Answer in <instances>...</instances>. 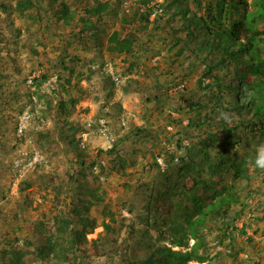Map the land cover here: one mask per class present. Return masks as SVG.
Returning <instances> with one entry per match:
<instances>
[{
  "label": "rangeland",
  "instance_id": "1",
  "mask_svg": "<svg viewBox=\"0 0 264 264\" xmlns=\"http://www.w3.org/2000/svg\"><path fill=\"white\" fill-rule=\"evenodd\" d=\"M247 1L0 0V264H170L196 245L187 264H264L247 86L264 16L251 55L227 34ZM100 114L114 139L81 144ZM34 146L46 162L17 171Z\"/></svg>",
  "mask_w": 264,
  "mask_h": 264
},
{
  "label": "trees",
  "instance_id": "2",
  "mask_svg": "<svg viewBox=\"0 0 264 264\" xmlns=\"http://www.w3.org/2000/svg\"><path fill=\"white\" fill-rule=\"evenodd\" d=\"M242 3H248L247 0H240ZM257 1V0H256ZM258 9L254 13L248 14L249 16H244L242 20H236L233 22L230 31L227 33L228 36L234 40H239L241 37L244 38V40L240 41L241 46L239 48L240 51L246 52L247 54H252L256 51V49L259 46V35L260 30L258 29V26L252 22V19L254 17H263L264 16V0L258 1L257 3ZM257 19V18H256ZM228 54L230 56H233L235 53L234 51H230L226 49ZM256 56V55H255ZM254 56V62L252 63L249 72L252 76H254L258 81L252 86L251 88L249 85H247L250 88L249 95L251 96L248 104L251 106L252 112L255 115L257 122L264 125V60L262 59H255ZM263 86V87H262ZM237 90L242 89L243 84L241 82L233 85ZM249 95L246 93V97H249ZM239 177L240 174L235 175V178ZM225 189V188H224ZM223 189V190H224ZM233 197H230L227 194H223V192L220 194V200L211 202L208 204L209 208L212 210H215L218 205H220L223 202H228L232 200ZM204 210V211H203ZM200 217L197 219V223H202L204 214H205V207L203 205L200 206ZM183 241H179V244H182ZM196 250H198V245H196L191 251H176L173 249H169V252L167 255L169 263L170 264H187L189 261L196 259L197 253Z\"/></svg>",
  "mask_w": 264,
  "mask_h": 264
},
{
  "label": "built area",
  "instance_id": "3",
  "mask_svg": "<svg viewBox=\"0 0 264 264\" xmlns=\"http://www.w3.org/2000/svg\"><path fill=\"white\" fill-rule=\"evenodd\" d=\"M57 81H58L57 75L48 77L44 79L43 86L47 89H55L57 88ZM122 124L124 126H127L126 119L122 118ZM24 128H25V122L21 121L19 125L20 134L23 132ZM85 129L86 130L81 133V137H80V142L83 145L90 137L106 139L110 141L111 139H114L115 136V132L110 123V120L104 114H100L94 118L88 119V121L85 124ZM24 156H25L24 159L26 161L23 158L21 159V161H15V166L18 167L17 171H20L21 169L24 168H28L37 163L42 164L47 160L45 155L41 152V150L35 146L30 151H26L24 153Z\"/></svg>",
  "mask_w": 264,
  "mask_h": 264
}]
</instances>
